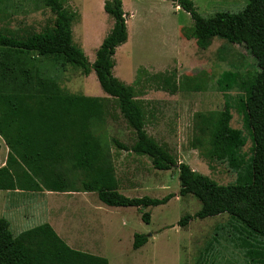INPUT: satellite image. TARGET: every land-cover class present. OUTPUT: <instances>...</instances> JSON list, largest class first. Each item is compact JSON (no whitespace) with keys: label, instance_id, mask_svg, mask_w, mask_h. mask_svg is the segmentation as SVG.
Here are the masks:
<instances>
[{"label":"trees","instance_id":"obj_1","mask_svg":"<svg viewBox=\"0 0 264 264\" xmlns=\"http://www.w3.org/2000/svg\"><path fill=\"white\" fill-rule=\"evenodd\" d=\"M40 1L55 17L51 28L26 37L8 36L0 30V136L10 150L6 167L0 169V191L97 194L107 207L136 209L157 208L174 198L192 196L202 208L194 216L184 217L179 223L181 228L188 227L193 220L228 215L264 241V70L245 77L224 73L219 81L226 99L224 111L195 118V149L205 150L210 162L226 165L237 176L235 183L222 186L178 163L166 146L149 136L146 110L135 88L113 75L116 50L128 41L122 1L105 3L104 10L113 19L114 28L97 51L94 64L74 45L72 27L76 16L66 11L62 0ZM167 1L191 16L194 27L183 30L187 41H195L203 50L215 39L238 47L246 45L249 54L264 65V0H247L243 12H223L212 18L200 15L191 0ZM50 64L71 66L85 77L96 75L103 92L117 102L120 114L136 135L132 147L116 139L112 143L120 151L148 158L157 171L177 169L178 195L157 200L130 199L120 193L103 138L93 132L95 127L105 126L107 99L61 90L44 70ZM164 77H156L159 90L177 94L176 73L170 79ZM233 87L240 94L241 113L252 141V155L248 159L242 154L247 145L244 133L231 126L234 98L229 92ZM71 170L84 177L79 186L69 181ZM142 220L149 225L151 215L144 214ZM147 242L146 236L135 235L133 250H140ZM0 264H109V261L73 250L47 224L15 236L9 221L2 218Z\"/></svg>","mask_w":264,"mask_h":264},{"label":"rangeland","instance_id":"obj_2","mask_svg":"<svg viewBox=\"0 0 264 264\" xmlns=\"http://www.w3.org/2000/svg\"><path fill=\"white\" fill-rule=\"evenodd\" d=\"M62 1L71 13H76L72 27L74 45L84 50L93 63L96 42L107 32H112L114 21L104 12L102 0ZM197 1V11L205 18L223 12L238 14L247 6V0ZM22 6L26 16L32 10L45 11L47 18L51 15L40 0H25ZM126 9L130 13L139 11V17L132 19V23L141 19L139 30L142 39L118 50L114 74L123 84L135 88L136 96L146 110L149 136L166 146L178 163L190 166L196 173L222 186L235 183L237 176L226 165L210 162L205 157V150L195 149L194 121L197 115L224 111L226 99L219 87L224 73H239L244 77L259 74L264 70L263 63L249 54L246 45L238 47L215 39L208 49L202 50L193 41L186 44L182 36L181 40L177 39L174 35L176 26L192 29L194 23L189 14L183 10L176 12V7L166 0H140V4L127 0ZM81 16L83 23H79ZM31 28L40 31L37 25L27 26L24 31ZM65 69L50 64L44 70L60 86L70 88L78 95L107 99L105 126L95 127L93 132L103 138L115 168L120 193L130 199L147 197L157 200L178 195L177 169L157 171L148 158L120 151L112 143L116 139L132 147L136 135L120 114L117 102L103 92L96 75L93 73L84 78L78 69ZM174 73L177 94L159 90L156 77L163 75L164 79H170ZM198 88L199 91H193ZM229 94L234 98L231 126L244 133L247 145L242 154L248 159L252 155V141L241 113L240 94L234 87ZM3 158L4 153H1L0 161ZM72 171L68 172V179L73 186H79L84 177ZM70 197L77 200L70 206L78 213L74 215L82 216L81 219L87 215L93 225L91 228L95 230L93 238L101 241L100 251L99 248L93 250L96 254L105 250L102 256L110 258L111 264H264V241L250 234L240 222L228 215L193 220L188 227L181 228L179 223L184 217L194 216L202 208L192 196L174 198L165 206L148 209L110 208L99 201L97 194H74ZM144 214L151 215L149 225L142 220ZM38 226L41 222L33 220L22 228L12 226L11 231L17 236ZM79 230L76 234L82 235ZM132 234L148 238L141 255L133 252ZM73 240L81 243L79 238Z\"/></svg>","mask_w":264,"mask_h":264},{"label":"crops","instance_id":"obj_3","mask_svg":"<svg viewBox=\"0 0 264 264\" xmlns=\"http://www.w3.org/2000/svg\"><path fill=\"white\" fill-rule=\"evenodd\" d=\"M102 1H103V6H105V2L107 0H102ZM121 1L123 3V10L126 15V22L128 29V41L123 46L127 45L130 42H132L133 44L139 43L137 41L142 39V33L139 30L140 26L142 25V21L141 19H139L137 23L135 22L132 23V19L138 18L140 13L139 11L136 12L133 11L131 13L128 12L126 9L127 0H121ZM134 1L140 4V0H134ZM191 1L195 4L197 9L199 10L198 1L197 0H191ZM22 3H25V0H0V23H1L0 30L1 31H3L8 36L26 37L28 36V34L32 32L36 34L37 33L40 34L47 28L49 27L51 28L55 20V17L51 14V12L48 9L45 8L51 14L50 17L48 18H47V13H43L45 11L41 12L40 10L39 11L32 10L31 14L29 16H26V12L24 11V6H22ZM64 7L66 11H68L70 14L76 16V13L74 11L73 13H71V11H69L65 5ZM178 11L182 12L180 8H176V12ZM42 16L44 17V19L42 18ZM83 22H84V18L81 16L79 23H83ZM33 25L39 26L40 31H37L35 28H31L29 31H24L25 27L27 26L32 27ZM183 30L184 27L182 26L175 27L174 35L177 39L181 40V36L183 38ZM110 33L111 31L107 32V34H105L106 35L105 37L100 38L99 41L96 42V46H95L97 48L95 52L96 54L99 48L102 46L104 40L107 38V36ZM185 42L186 44H192L191 41H187L186 39ZM193 42L196 43L195 41ZM84 43L85 41L83 42V44ZM121 47L117 48L116 54ZM82 51L85 53L84 50ZM116 54L113 58L114 61ZM85 56H87L86 53ZM95 61L93 63H91L90 61L89 62L91 64H94ZM69 67H66L65 70L67 71ZM114 70H113V75L115 76ZM83 77L85 78V76ZM59 88L71 94H76L73 91H71L70 88H64L60 85ZM83 96L89 98H98V99L106 98V97L102 98V97H96V96L94 97V96H86V95ZM0 148H1L0 154L4 153V158L3 160L0 161V169H2L7 165L10 150L1 136H0ZM74 194H83V193L60 194V193H52L47 191H42V192H28L21 190L0 191V219L2 218L7 219L11 224V228L12 226L22 228L23 225L30 223L33 220H38L41 222V225L47 224L51 226L52 229L56 232V234L73 250L103 258L102 255H105L106 253L105 250L97 254L96 251L93 250L95 248H99L100 251L99 244L101 243V241L100 240L96 241V239L93 238L95 237L94 236L95 230L91 228L93 227V225L91 224V221H89V217L86 215L85 219H81L82 216L74 215L78 213L70 208V206L77 201L74 198L70 197V196H74ZM83 201L85 202V200ZM86 205H88V203H86ZM78 230L81 231L80 233L82 235L76 234ZM131 237H134V235L132 234ZM74 238L81 239V243L78 244L79 240L78 243L75 242L73 240ZM146 246L147 244L140 250L138 251L133 250V252L141 255L143 249ZM106 259L109 261V264H111L110 258L106 256Z\"/></svg>","mask_w":264,"mask_h":264}]
</instances>
